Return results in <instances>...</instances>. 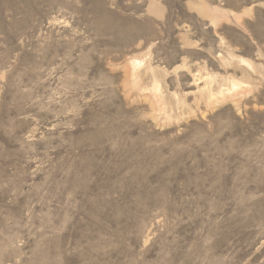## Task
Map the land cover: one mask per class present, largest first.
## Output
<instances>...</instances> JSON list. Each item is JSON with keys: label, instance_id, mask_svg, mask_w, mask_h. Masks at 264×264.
Listing matches in <instances>:
<instances>
[{"label": "rangeland", "instance_id": "rangeland-1", "mask_svg": "<svg viewBox=\"0 0 264 264\" xmlns=\"http://www.w3.org/2000/svg\"><path fill=\"white\" fill-rule=\"evenodd\" d=\"M0 264H264V0H0Z\"/></svg>", "mask_w": 264, "mask_h": 264}]
</instances>
